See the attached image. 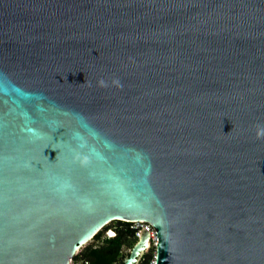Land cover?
Segmentation results:
<instances>
[{
	"label": "water",
	"instance_id": "1",
	"mask_svg": "<svg viewBox=\"0 0 264 264\" xmlns=\"http://www.w3.org/2000/svg\"><path fill=\"white\" fill-rule=\"evenodd\" d=\"M257 125L264 0H0V264H264Z\"/></svg>",
	"mask_w": 264,
	"mask_h": 264
},
{
	"label": "trees",
	"instance_id": "2",
	"mask_svg": "<svg viewBox=\"0 0 264 264\" xmlns=\"http://www.w3.org/2000/svg\"><path fill=\"white\" fill-rule=\"evenodd\" d=\"M118 224L113 227L118 230L117 236L114 238H107L103 241L102 246L97 247H86L80 254L82 258L87 260L89 264H118L119 257L121 256V248L124 244H133L135 243L132 232L125 230V228L129 225V223H126L124 221H116ZM111 228L110 226L106 227V229ZM105 229V230H106ZM103 235V231H100L96 236L95 239H100ZM116 244L118 246L117 252L112 256L110 254H106L102 251H100V247H106ZM154 257V254L152 251L144 255L143 260L141 261V264H151V261Z\"/></svg>",
	"mask_w": 264,
	"mask_h": 264
},
{
	"label": "built area",
	"instance_id": "3",
	"mask_svg": "<svg viewBox=\"0 0 264 264\" xmlns=\"http://www.w3.org/2000/svg\"><path fill=\"white\" fill-rule=\"evenodd\" d=\"M124 222L129 223V225L125 228V230L132 232V237L135 240V243L142 237V235L145 232L149 233L148 246L144 252H146L145 254L149 253L150 251L153 252L154 257L151 261V264H154L155 258H156L157 246H158V238H157V234H156V230L154 226L151 223L144 221V220H138V221H132V222L124 221ZM117 233H118V230L116 228H110L102 235V240L104 241L107 238L108 239L114 238L117 236ZM80 254L81 253L78 252L71 259L70 264H89L87 260H85L84 258L80 256Z\"/></svg>",
	"mask_w": 264,
	"mask_h": 264
},
{
	"label": "rangeland",
	"instance_id": "4",
	"mask_svg": "<svg viewBox=\"0 0 264 264\" xmlns=\"http://www.w3.org/2000/svg\"><path fill=\"white\" fill-rule=\"evenodd\" d=\"M118 223L116 221L114 222H111L109 225H107L106 227L110 226L111 228L115 227ZM106 227L101 230L103 231V234L108 230L106 229ZM106 229V230H105ZM110 229V228H109ZM104 239V238H103ZM135 241V240H134ZM103 244V240H102V237L100 239H92L90 242H88L84 247L81 248V250L79 251L80 253L86 248V247H97V246H102ZM134 243L132 244H124L123 247L121 248V256L119 257V261L118 264H122L123 263V260L125 258L126 255L129 254V252L131 251L132 247H133ZM146 252H144L138 259L137 263L135 264H141V261L143 260V257H144V254Z\"/></svg>",
	"mask_w": 264,
	"mask_h": 264
},
{
	"label": "flooded vegetation",
	"instance_id": "5",
	"mask_svg": "<svg viewBox=\"0 0 264 264\" xmlns=\"http://www.w3.org/2000/svg\"><path fill=\"white\" fill-rule=\"evenodd\" d=\"M118 250V246L116 244H113V245H110L109 247L106 246L105 248L104 247H100V251L106 253V254H110V256L114 255Z\"/></svg>",
	"mask_w": 264,
	"mask_h": 264
},
{
	"label": "clouds",
	"instance_id": "6",
	"mask_svg": "<svg viewBox=\"0 0 264 264\" xmlns=\"http://www.w3.org/2000/svg\"><path fill=\"white\" fill-rule=\"evenodd\" d=\"M257 138H264V125H257Z\"/></svg>",
	"mask_w": 264,
	"mask_h": 264
}]
</instances>
